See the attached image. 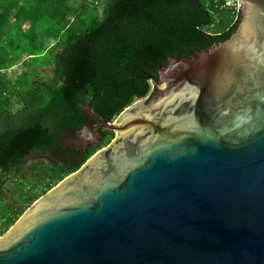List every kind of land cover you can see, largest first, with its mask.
<instances>
[{"label": "water", "instance_id": "obj_1", "mask_svg": "<svg viewBox=\"0 0 264 264\" xmlns=\"http://www.w3.org/2000/svg\"><path fill=\"white\" fill-rule=\"evenodd\" d=\"M238 6L227 40L170 55L104 123L115 139L0 236V264H264V0Z\"/></svg>", "mask_w": 264, "mask_h": 264}, {"label": "trees", "instance_id": "obj_2", "mask_svg": "<svg viewBox=\"0 0 264 264\" xmlns=\"http://www.w3.org/2000/svg\"><path fill=\"white\" fill-rule=\"evenodd\" d=\"M240 21L223 0H0V236L115 136L105 127L96 146L80 132L147 97L170 55L209 49ZM22 53L31 69L12 84L5 70ZM39 66L53 74L40 79ZM15 93L16 112L6 107Z\"/></svg>", "mask_w": 264, "mask_h": 264}, {"label": "rangeland", "instance_id": "obj_3", "mask_svg": "<svg viewBox=\"0 0 264 264\" xmlns=\"http://www.w3.org/2000/svg\"><path fill=\"white\" fill-rule=\"evenodd\" d=\"M68 1L73 3V4H75V5H78V6L82 2V0H68ZM101 9L102 8H100V10ZM25 27L26 28L24 30L26 32H28V33H32L33 32L34 28L32 26L25 25ZM210 30L212 31V28ZM37 31H40V28H38ZM5 41H7V40H5ZM44 41L49 46L53 45V43H54V41L52 39H48V38H45ZM28 57H29L28 53H22L20 55V59L21 60L15 66L10 68L9 70H5L6 77L4 79L9 78L12 81V84H14L19 77L23 76L25 71H28L29 69H31V68H28L25 65H23L22 62H21L23 60L28 59ZM39 69L41 70V78L40 79H42V80H46L47 78H49L53 74V67L52 66H50V67L39 66ZM15 89H17V87H15ZM6 107L9 110H12L14 112L18 111L21 108L20 100H19V97H18L17 93H15L14 95L10 96V103L7 104ZM0 122H1V120H0ZM115 137H116V133H115V136H114L113 139H115ZM76 140L81 142V143H84V144H89V143L97 144L98 136L95 134L93 129H91L90 127H87L86 129H84L82 132H80L77 135ZM8 186L9 187H13L14 186V182L9 183ZM2 226H3V223H2V220L0 219V230L2 229Z\"/></svg>", "mask_w": 264, "mask_h": 264}, {"label": "built area", "instance_id": "obj_4", "mask_svg": "<svg viewBox=\"0 0 264 264\" xmlns=\"http://www.w3.org/2000/svg\"><path fill=\"white\" fill-rule=\"evenodd\" d=\"M223 1H225L226 7H229L231 9H236V11H239L238 0H223Z\"/></svg>", "mask_w": 264, "mask_h": 264}, {"label": "flooded vegetation", "instance_id": "obj_5", "mask_svg": "<svg viewBox=\"0 0 264 264\" xmlns=\"http://www.w3.org/2000/svg\"><path fill=\"white\" fill-rule=\"evenodd\" d=\"M88 127H90L91 129H93V131L95 132V134L98 136V134H100V132L102 130L105 129V126L104 124H97V125H94V124H90Z\"/></svg>", "mask_w": 264, "mask_h": 264}]
</instances>
